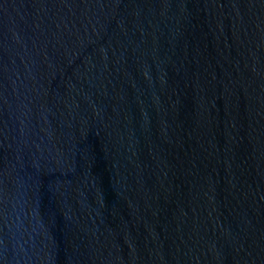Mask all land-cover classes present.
<instances>
[{"label": "water", "instance_id": "95a60500", "mask_svg": "<svg viewBox=\"0 0 264 264\" xmlns=\"http://www.w3.org/2000/svg\"><path fill=\"white\" fill-rule=\"evenodd\" d=\"M0 264H264V0H0Z\"/></svg>", "mask_w": 264, "mask_h": 264}]
</instances>
